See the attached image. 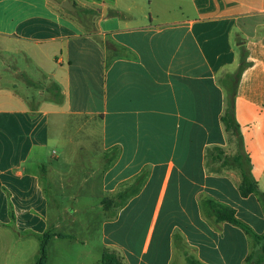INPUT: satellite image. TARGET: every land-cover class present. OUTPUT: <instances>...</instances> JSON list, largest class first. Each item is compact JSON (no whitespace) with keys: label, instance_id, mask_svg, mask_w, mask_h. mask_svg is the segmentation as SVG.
<instances>
[{"label":"crops","instance_id":"0c3cea01","mask_svg":"<svg viewBox=\"0 0 264 264\" xmlns=\"http://www.w3.org/2000/svg\"><path fill=\"white\" fill-rule=\"evenodd\" d=\"M65 1L0 0V264H35L45 234L46 264H102L104 251L122 264H264V202L241 195L221 153H238L222 123L232 104L264 193V0ZM34 83L58 84L63 101ZM58 197L102 198L59 209ZM78 215L100 219L97 249L71 233Z\"/></svg>","mask_w":264,"mask_h":264},{"label":"trees","instance_id":"16d2710c","mask_svg":"<svg viewBox=\"0 0 264 264\" xmlns=\"http://www.w3.org/2000/svg\"><path fill=\"white\" fill-rule=\"evenodd\" d=\"M246 67H247L246 57L245 54H242L240 67L238 71L231 76V79L233 81H236L237 83V80L239 79L240 75L242 74V72L245 70ZM53 88H54V96H55L54 100H56L57 102H62L63 94L61 87L58 84H54ZM235 90H236V85H234L230 89V96H231L230 99L232 100H234L236 94ZM222 123L224 124L225 130L229 134L230 138L235 140L239 148V151L235 156H227V157H224V151L223 149H221V153L223 155L222 157L223 167L232 165L239 170L241 176L239 189L243 197H248L251 194H259L264 202V193L260 191L258 183L250 173V166H251L250 159L242 152V138L240 135V126L236 121L234 107L232 104L228 107L226 113L222 116ZM107 202L108 201H106V205ZM209 205H210L209 208L211 214L216 217L217 221H227L229 223L241 226L246 230L250 231V229L246 227L242 222H240V220L236 217V212L233 208L226 207L214 202H210ZM52 236L53 235L51 234H45L41 238L40 252L35 264H46L48 243L52 238ZM256 240L258 242L264 241V236L263 237L257 236ZM261 252L264 257V246ZM251 261L252 258H250V263ZM102 264H122V262L118 259V257L115 254L110 253L109 251H104L102 256Z\"/></svg>","mask_w":264,"mask_h":264},{"label":"rangeland","instance_id":"374dc122","mask_svg":"<svg viewBox=\"0 0 264 264\" xmlns=\"http://www.w3.org/2000/svg\"><path fill=\"white\" fill-rule=\"evenodd\" d=\"M94 12L93 11H87V10H84L82 11L80 14H78V16L81 18L80 20H82L83 24L85 25V27L89 30V31H93L95 29L94 27ZM36 85V87H40V88H43V89H47L49 92L48 94L49 97H51V95L54 96V83L53 84H49V87H46V85L44 86H40L39 84L37 83H34ZM52 91V92H51ZM232 143L231 145L232 146H235L237 147V143L235 142V140L231 139ZM234 142V143H233ZM233 148V147H232ZM238 148V147H237ZM239 151V148L236 149V151ZM88 155L87 154H83V157L82 158H88L87 157ZM95 158V157H94ZM82 160V159H81ZM56 165V164H55ZM68 178V176H66ZM72 177V176H70ZM69 179V178H68ZM84 178L81 177V175H76L74 176V182L73 181H70V183L66 184V186L64 187L66 191L70 192V194H75L77 193L78 194V191H80L82 189V187L79 185L82 183V180ZM90 179V178H89ZM98 178H93V179H90V183L92 182H96ZM70 186V187H68ZM66 196L69 197L68 193L66 192ZM67 197H64V199H60L61 197H58L60 200H62V204L60 203L59 205V209H63L65 207H68L67 209L69 208H72L73 206L75 207H78V206H81L84 204V202H87L86 204H89V205H92L95 207V205H98V200L102 197H87V200L86 201H78L76 203H73V202H68L67 201ZM55 200L53 199V194H52V204H51V207H52V210L54 211L56 209V204H55ZM59 203V202H58ZM65 206V207H64ZM93 208H90L89 210L87 211H91L90 213H95L93 210ZM76 221V224L75 226L73 227V230L71 231V233H75L76 235V238H78L80 240L81 239H85L86 241H88L90 244L92 243L93 246H94V249H97V245L99 244V241H100V219L99 218H96V217H87V216H82V215H78L77 218L75 219Z\"/></svg>","mask_w":264,"mask_h":264},{"label":"water","instance_id":"95a60500","mask_svg":"<svg viewBox=\"0 0 264 264\" xmlns=\"http://www.w3.org/2000/svg\"><path fill=\"white\" fill-rule=\"evenodd\" d=\"M63 8L64 9H67L69 11H76V8L74 6H72V4L70 3V1L66 0L64 3H63Z\"/></svg>","mask_w":264,"mask_h":264}]
</instances>
